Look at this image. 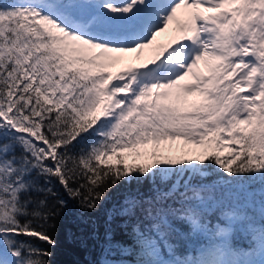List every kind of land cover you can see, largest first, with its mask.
<instances>
[{
    "label": "snow or ice",
    "instance_id": "obj_1",
    "mask_svg": "<svg viewBox=\"0 0 264 264\" xmlns=\"http://www.w3.org/2000/svg\"><path fill=\"white\" fill-rule=\"evenodd\" d=\"M114 191L96 264H264V0H0V264Z\"/></svg>",
    "mask_w": 264,
    "mask_h": 264
},
{
    "label": "trees",
    "instance_id": "obj_2",
    "mask_svg": "<svg viewBox=\"0 0 264 264\" xmlns=\"http://www.w3.org/2000/svg\"><path fill=\"white\" fill-rule=\"evenodd\" d=\"M118 197L119 192L114 191L112 199L105 204L100 212H84L83 219L75 202L69 201L63 214L56 221V228L53 233L56 246L50 249L53 253L50 264H96L100 258V249L93 238V225L96 226V231L102 236L105 228V212L112 207ZM120 222L117 218L112 226L116 231V239L123 240L125 237L120 231ZM40 246L47 247L44 244Z\"/></svg>",
    "mask_w": 264,
    "mask_h": 264
},
{
    "label": "rangeland",
    "instance_id": "obj_3",
    "mask_svg": "<svg viewBox=\"0 0 264 264\" xmlns=\"http://www.w3.org/2000/svg\"><path fill=\"white\" fill-rule=\"evenodd\" d=\"M183 17H181L182 19ZM175 25H170L169 31L161 34L160 36L157 37L156 40V45H166L169 43V41L174 37V36H178L179 33L177 31H174ZM153 54V50L152 49H146L144 50L142 53H140V59L139 61H136L137 63L139 62H146L147 60H149L151 58V55ZM136 54H132V57H135ZM124 67V65H118L117 68H122ZM117 69H113V71H116Z\"/></svg>",
    "mask_w": 264,
    "mask_h": 264
},
{
    "label": "bare ground",
    "instance_id": "obj_4",
    "mask_svg": "<svg viewBox=\"0 0 264 264\" xmlns=\"http://www.w3.org/2000/svg\"><path fill=\"white\" fill-rule=\"evenodd\" d=\"M183 19V18H182Z\"/></svg>",
    "mask_w": 264,
    "mask_h": 264
}]
</instances>
